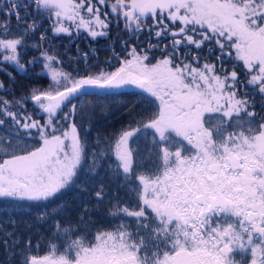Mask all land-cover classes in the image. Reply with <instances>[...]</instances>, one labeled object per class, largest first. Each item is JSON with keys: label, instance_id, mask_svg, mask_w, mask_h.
<instances>
[{"label": "snow or ice", "instance_id": "6c2138e0", "mask_svg": "<svg viewBox=\"0 0 264 264\" xmlns=\"http://www.w3.org/2000/svg\"><path fill=\"white\" fill-rule=\"evenodd\" d=\"M33 6L53 19V34L71 35L68 21L77 34L83 29L93 39L108 37L115 22L130 35L147 31L158 42L138 49L122 39L125 57L115 54L116 63L88 65L83 75L64 71L58 56L41 51L36 59L43 58L49 87L20 98L0 95V127L9 130L0 135V198L45 202L74 183L88 157L76 111L92 107L74 100L131 85L152 98L156 111L122 130L111 147L115 169L135 197L131 206L115 198L109 215L119 217L118 223L81 234L57 222L60 243L48 241L44 255L32 254L40 242L33 248L31 240L16 253L12 233L5 248L12 243L20 264H249V253L250 264H264V118L240 94L235 68L228 72L221 62L218 71L216 64L201 65L198 55L189 60L191 53L180 51L214 44L220 56L242 65L245 82L264 98V0H7L0 5L6 17L0 20V64L21 72L27 69L18 49L37 25L25 24L14 38L9 25L12 17L20 24L27 18L20 9ZM166 37L171 43L161 48ZM153 49L161 50L160 58L150 54ZM79 55L87 63L89 54ZM0 92L11 94L3 80ZM30 102L44 114V123L26 110ZM21 129L27 136L36 130L37 146L24 142ZM148 130L156 152L145 168L130 142ZM96 158L93 154L92 168ZM95 195L102 201L103 188Z\"/></svg>", "mask_w": 264, "mask_h": 264}, {"label": "trees", "instance_id": "16d2710c", "mask_svg": "<svg viewBox=\"0 0 264 264\" xmlns=\"http://www.w3.org/2000/svg\"><path fill=\"white\" fill-rule=\"evenodd\" d=\"M25 1H29V4L31 3L30 0H21V2ZM6 2L7 0H0V5H4ZM32 10L36 11L33 7L20 9V15L22 17L27 16L20 24H17L15 17L11 18L9 38L19 36L23 32L25 24L35 22L32 20ZM29 13L30 15H28ZM5 19L4 12L0 11V20ZM35 23L37 25V22ZM48 23V20H42L37 25L34 33H29L24 37L25 46L19 49V52L26 59L36 60V58L40 57L45 41L48 40L45 38L41 41L40 35ZM49 37L52 38V35H49ZM55 43L69 47V42L66 40L61 41L58 39L55 40ZM37 44H42L43 47L34 46ZM105 54L109 53L105 52ZM109 57L113 58L112 55H109ZM78 58L84 62L80 56ZM101 62L105 61L102 60ZM0 68L3 69V71H0V80H3L4 83L12 87H18L21 82H24L23 90L19 89L21 93H27L36 83L41 88L49 85L48 75L43 72L42 65L35 64L34 69H27L25 73H21L7 62L0 64ZM8 74L14 77L12 84H10L12 79H10ZM0 93V95L6 94L4 92ZM14 93L19 98L21 97L18 93ZM148 99L150 98L146 93L123 89L114 94L97 95L93 93L83 97L81 100L73 101V103L81 106H92L86 108L83 113L78 107L75 117L77 126L80 128V134L87 143L88 157L85 166L78 172L72 185L62 190L49 201L27 202L0 198V264H20V255L11 251L12 243L9 244L7 249L5 248L4 241L12 239V237L7 235L8 233H12V236L15 237L16 253L25 247L26 241L31 240L33 248H35L37 241L40 242L38 253L33 250L32 254L44 255L47 254L48 241L54 240L56 243H60L59 240H55L57 222L61 226H73L81 234L94 232L96 228L114 226L116 217L109 215V213L114 210L112 205L116 203L115 198H118L121 205H130L131 194L129 192L130 186L123 182V177L115 169L116 159L112 155L111 147L114 139L118 137L122 130L129 125L136 126L139 124L141 115L139 111H133V109L156 107L155 104L151 105L148 103ZM29 104L33 105L31 102ZM28 112L32 113L34 119H39L41 123L45 122L43 114L36 115L35 111ZM61 123L64 122L61 121ZM7 131L9 130L5 127H0V135H5ZM30 131L32 133L31 136L25 135V130L23 129L19 131V134L29 146H37L39 138L36 135V130ZM143 136L144 134H137L134 138L133 148L139 151L143 157L141 163L147 168L150 167L148 156L155 157L156 149L150 145L146 136ZM93 154H96L97 157L94 168L91 167ZM101 187L105 196L102 201H98L95 193ZM82 217L83 221L81 220ZM10 219L15 221V223H10Z\"/></svg>", "mask_w": 264, "mask_h": 264}, {"label": "flooded vegetation", "instance_id": "af4514ba", "mask_svg": "<svg viewBox=\"0 0 264 264\" xmlns=\"http://www.w3.org/2000/svg\"><path fill=\"white\" fill-rule=\"evenodd\" d=\"M42 20H48L49 22L43 28V31H42V33L45 35V38L51 39L49 35H52V37L54 36L57 37V35L53 34L52 32L51 26H52L53 20L47 18L45 15H42V16H39L38 20L35 22L41 23ZM109 27H110V33L108 37H97L96 39H93L90 35L88 36L85 35L82 43H71V44L69 43V47L73 46L76 50L83 49V51H81L82 53L89 54L87 63H85L84 61L87 67L88 65L105 66V62H101V61L102 60L106 61L107 59H111L113 63H116V61L113 60L112 57H109V55H112L114 57L115 54H119L120 56L126 54L124 48L120 44V41L122 39L128 42L129 47L131 45H138L139 46L138 49L140 47H143L146 49L149 43L156 44L158 42L157 38L154 35L149 36L147 31L141 32L138 35V37L130 35L129 32L125 31L123 23H120V25L117 26L116 23L114 22ZM81 35H84V33H82ZM160 43H161V48L165 44H170L171 37L164 38ZM110 45L114 46V51L109 48ZM209 49H212V51H209ZM93 50H94V54H93ZM180 51L182 55H185L190 52L191 55L186 56V58L189 60H191L192 55H198L201 58L200 59L201 65L205 62L216 64L218 71L221 67V62H222L223 69L228 72L232 71L233 68H235V70L238 73L239 79L241 81V83L237 86L240 90V94L243 95L246 93L248 95V98L253 102V106H254L255 112L258 114V118H264V98H262L259 93L255 92L253 86L248 85L245 82V72L240 63L236 62L232 58H226V57L220 56L219 50L212 43H206L201 49H195L192 45H189L187 48L182 47ZM105 52H108L109 54H105ZM152 52H161V50L153 49ZM79 54L80 52L74 53L73 56L78 57L80 56ZM218 58H219V61H218ZM132 90L142 92L139 89H132ZM114 93H117V92H114ZM114 93H111V94H114ZM130 94L132 95V93ZM149 98L150 99H148L149 101L147 102L150 103L151 105H154V103L151 100L152 98L151 97ZM133 111H139L141 115L139 123H143V122H146L148 119H150L154 115L156 111V107L151 106L147 108L146 107L145 108H135L133 109ZM145 136H146V139H148V142L150 143V145L153 146L152 130H148L147 133H145L143 137ZM148 160L149 162L154 161L155 157L148 156ZM151 166L152 165L150 163V167ZM129 192L131 194V203L129 206H131L135 203V197L131 191ZM119 219H120L119 217L115 218L114 225L119 222ZM239 258H240L239 255H237L236 259H239ZM245 259H248L249 264H250V253L248 256L245 257Z\"/></svg>", "mask_w": 264, "mask_h": 264}, {"label": "rangeland", "instance_id": "374dc122", "mask_svg": "<svg viewBox=\"0 0 264 264\" xmlns=\"http://www.w3.org/2000/svg\"><path fill=\"white\" fill-rule=\"evenodd\" d=\"M25 3H29V1H25ZM34 9H36L34 6H33ZM107 8H103L102 11H106ZM33 15H32V20L34 21H37L40 14H38L37 10L36 11H33ZM109 18L111 19L112 18V15L109 14ZM67 25L71 26L72 27V34L71 35H67V34H56L57 37H52L51 39H48L47 41H45V45H44V49L43 51H47L49 54H53V55H56L59 57V59L63 62L62 64V67H63V70L66 71V72H69V73H72L73 75H76L77 74V71L79 72V74L83 75L86 71H88V67L84 64L83 61L79 60V58L76 56L74 57L73 54L74 53H82L81 51H83V49H79V50H76L73 46H70V47H65L61 44H56L55 43V40L59 39L61 41H68L70 44L71 43H82L83 42V38L84 36H88V32L83 30V29H80L79 30V34H77L74 26L71 24V22H68L66 21L65 22ZM39 23H37L38 25ZM126 31V30H125ZM84 33V35H81L82 33ZM124 33V32H123ZM61 36H64L63 38H58V37H61ZM137 47H139L138 45H136ZM19 51V49H18ZM25 54V53H24ZM151 55L155 56L156 58H160V52H151L150 53ZM126 54L124 55H121V57H125ZM20 59H21V62L24 63L26 65V69L30 70V68L34 69V66L35 64L37 65H42L43 66V58L41 57L40 59H36V62L34 64H31L29 65L28 64V61H31L33 59H26L21 53H20ZM9 65H11L9 63ZM12 66V65H11ZM99 66H102V65H99ZM14 67V66H12ZM17 69V68H16ZM43 72H45L47 75H48V79H49V85L52 83V80H51V76L50 74H48L44 68H42ZM98 68L97 67H92L91 68V71L92 72H95L97 71ZM27 71V70H26ZM26 71L24 72H21V73H25ZM14 80H11L10 84H12ZM24 82H21L20 85L18 87H12L8 84L5 83V87L6 88H9L10 89V93L11 94H5L7 95V97L9 99H12V94L15 95L16 98H19L17 94H15L14 92L18 93L19 95H23V96H27L28 94H30L31 90L32 89H39V90H44V89H47L49 87H44V88H41L40 85H38L37 83L35 84V86L31 87L30 90H28L27 93H21L19 92V89H22L23 90V85ZM26 85V83H25ZM14 91V92H12ZM1 94V93H0ZM35 106L34 105H30L29 103L26 105V110L27 111H35L36 112V115H40V114H43V113H39L38 111L34 110ZM44 116V114H43ZM133 143L130 142V146L133 147Z\"/></svg>", "mask_w": 264, "mask_h": 264}, {"label": "water", "instance_id": "95a60500", "mask_svg": "<svg viewBox=\"0 0 264 264\" xmlns=\"http://www.w3.org/2000/svg\"><path fill=\"white\" fill-rule=\"evenodd\" d=\"M120 90V89H119ZM118 91V90H117Z\"/></svg>", "mask_w": 264, "mask_h": 264}]
</instances>
